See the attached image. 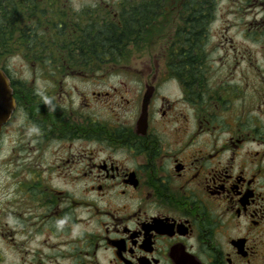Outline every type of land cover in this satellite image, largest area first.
Listing matches in <instances>:
<instances>
[{"label":"flooded vegetation","instance_id":"1","mask_svg":"<svg viewBox=\"0 0 264 264\" xmlns=\"http://www.w3.org/2000/svg\"><path fill=\"white\" fill-rule=\"evenodd\" d=\"M58 13L68 15L63 7ZM249 25L260 29L264 17L245 24L247 37ZM86 32L85 53L26 59V80L2 69L15 109L0 141L12 127L21 134L8 157L17 191L6 211L10 260L264 264V62L238 74L218 58L211 87L208 30L200 29L201 65L137 71L133 110L118 88L111 94L89 87L106 67L93 65ZM179 53L190 52L175 49L170 57ZM70 81L87 89L68 88ZM103 105L110 117L97 122Z\"/></svg>","mask_w":264,"mask_h":264},{"label":"rangeland","instance_id":"2","mask_svg":"<svg viewBox=\"0 0 264 264\" xmlns=\"http://www.w3.org/2000/svg\"><path fill=\"white\" fill-rule=\"evenodd\" d=\"M153 2L154 0L53 1L55 7H63V11L68 14L61 17L58 13L59 11H56L55 8L56 15L59 19L65 20L66 26L63 31H61L62 35L60 34L59 38H61L62 41L63 38L66 40L72 39L75 44L72 45L73 48H71V50L66 49V51L73 52L84 51L85 53L89 41L84 50L81 49L80 41H82L81 39L84 36L86 37V30L88 29L92 39L94 25L97 26V30L104 29L106 31L107 28L105 29V25L111 20L113 22L118 21L117 16L119 9L124 5L127 7L135 6L138 7L139 10H142L140 11V21L142 22L144 20L145 26L141 28L143 37L139 46L128 43L122 49H119L118 51L121 53L118 54L119 57L117 62L112 61L108 56L99 64H94L93 61L94 66H103L106 67V70H104V73H96L97 71H95L93 84L89 85V87H92L91 90L95 92H108L111 94L113 92L112 87L118 88L121 91V95L130 101L132 109L135 104L134 100L137 90L136 82L140 80L138 79L137 71H140L142 68L148 71V67H163L174 62V58L170 57V53L171 50L177 49V46H175V36L179 28L184 27L185 21L181 17V6L188 3L189 0H158L159 4L151 6ZM214 2L218 3V10L216 12L213 10L211 13H208V17H206V10L202 8L205 11L204 23L201 24L199 23L200 21L198 22L203 32L204 29L208 30L203 42L204 48H206L207 51L206 56L208 64L213 67L207 75L211 80V87H214L216 73L219 72V69L214 68L218 58L223 60V66L235 65L234 68L238 67L236 69L238 74H240L243 67L247 65L253 64L258 66L264 62V26L258 29V25H249L250 28L253 29L251 34H247L249 39L244 33L245 24L248 25V23H252L255 18L259 20L264 17V7L261 8L259 6L260 4L264 6V0H214ZM49 4L52 3H48V5ZM45 5L47 4H42V6ZM29 13L32 14L34 12L30 11ZM256 13L260 14L255 16ZM210 14L211 16H209ZM209 18L211 19L210 21H208ZM208 23L210 24L208 25ZM28 24L29 23H27V26ZM29 27L31 29L32 26L30 25ZM69 29H71V31H69ZM45 31L46 30H41L44 34ZM74 31L75 34H72L71 32ZM77 31L78 34L83 31V36H78ZM92 39L90 41L91 44ZM84 53L83 61L85 62L86 55ZM47 55L48 54L43 52L42 57L46 56L50 58ZM74 56L78 57L76 54ZM197 56L198 58L192 61L194 66L201 65L199 60L200 54L198 53ZM26 59L27 58L19 54H13L7 62L5 61L1 65V67L3 69H12L16 78L26 80L30 75L29 71L25 69L28 65L27 62H25ZM123 67L127 68L123 69ZM35 81V88L40 90L42 85L38 83L37 78ZM247 81L250 84L256 83L255 78H249ZM121 82H124L122 86ZM76 86H78L80 91L87 89L83 88L81 84L73 85L72 81L67 83L68 88ZM253 86L257 87L256 84ZM126 89L128 92H126ZM165 92L167 91L165 90ZM111 94L110 98H114ZM115 102L118 103V100H115ZM107 107L108 106L103 105L97 112L95 111V115H97L94 118L95 121H102L103 118L110 117V112L106 110ZM19 138H21V134L13 131L12 127V129L10 128V130L4 131L2 140L0 141V264H17L15 260H10L4 243L7 244V238L9 236L7 234L9 229L7 225L9 221L6 215L8 209L7 203L13 198V194L17 192L14 191L12 184L13 182L10 176L11 168L8 165V157L10 149L13 146L18 147L16 141ZM14 239L17 240L16 235Z\"/></svg>","mask_w":264,"mask_h":264},{"label":"trees","instance_id":"3","mask_svg":"<svg viewBox=\"0 0 264 264\" xmlns=\"http://www.w3.org/2000/svg\"><path fill=\"white\" fill-rule=\"evenodd\" d=\"M53 1L55 0H0V66L13 54H19L32 62H37L43 56V52L48 54V57H53L57 51L73 48L72 45L75 42L72 39L63 38L62 41L59 38V27L65 25V20L59 19L56 15L55 8L56 11L61 8L55 7ZM43 3L47 5L42 6ZM48 3L52 4L48 5ZM202 8L206 10V17H208V13L215 9L214 0H189L181 6V17L185 21L184 27L179 28L176 33L175 46L179 52L187 50L190 53L187 56L180 53L178 56H173V65H194L193 59L198 58L200 49L198 22L205 17V11ZM30 11L34 13L30 14ZM140 11L142 10L138 7L124 5L119 9L117 22L112 20L109 23L105 22L107 23L106 31L97 30V26L94 25L92 39L94 64L101 63L107 56L117 62L118 54L121 53L118 50L128 43L139 46L143 37L141 28L145 26V21H140ZM27 23H29L28 26ZM41 30H46L45 34ZM81 40V49L84 50L87 38L84 36Z\"/></svg>","mask_w":264,"mask_h":264},{"label":"water","instance_id":"4","mask_svg":"<svg viewBox=\"0 0 264 264\" xmlns=\"http://www.w3.org/2000/svg\"><path fill=\"white\" fill-rule=\"evenodd\" d=\"M150 96H145L143 102V114L142 121L144 124L146 123V109L149 103ZM15 109V101L12 96L10 83L4 74V72L0 69V136L4 126L8 123L13 111Z\"/></svg>","mask_w":264,"mask_h":264}]
</instances>
